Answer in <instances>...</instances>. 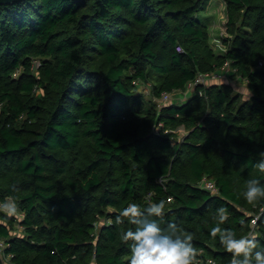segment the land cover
Segmentation results:
<instances>
[{"label": "trees", "instance_id": "1", "mask_svg": "<svg viewBox=\"0 0 264 264\" xmlns=\"http://www.w3.org/2000/svg\"><path fill=\"white\" fill-rule=\"evenodd\" d=\"M207 1L0 5V202L12 197L23 213L21 235L0 213L11 264H130L121 232L135 226L115 217L130 203L144 209L169 198L153 219L193 234L199 264L232 259L210 235L221 206L230 214L222 227L237 238L252 236V214L262 209L254 235L264 250V198L249 204L243 195L249 179L264 185L254 167L264 152V0H223V54L196 18ZM32 59L42 64L38 79ZM226 63L248 100L213 81L185 102L146 106L133 84L149 82L162 97ZM35 86L44 95L31 98Z\"/></svg>", "mask_w": 264, "mask_h": 264}, {"label": "clouds", "instance_id": "2", "mask_svg": "<svg viewBox=\"0 0 264 264\" xmlns=\"http://www.w3.org/2000/svg\"><path fill=\"white\" fill-rule=\"evenodd\" d=\"M250 98L248 93L246 100ZM259 159L254 165L260 173H264V152L258 153ZM246 201L253 204L259 198H264V185L257 179L246 182L243 193ZM166 203H150L146 208L136 203H130L115 217L117 226L123 225L125 220L135 226L134 230L121 232V239L127 243L131 251L130 264H199V251L192 243L193 234L186 232L175 222H169L166 228H161L153 217H163ZM18 205L14 198L8 197L0 203V212L9 217L18 214ZM227 208L221 206L213 213L215 226L211 228L212 238L219 237L225 250L232 254L230 264H264V250H257L259 242L255 235L237 238L236 233L222 225L229 219ZM179 233V234H178Z\"/></svg>", "mask_w": 264, "mask_h": 264}, {"label": "rangeland", "instance_id": "3", "mask_svg": "<svg viewBox=\"0 0 264 264\" xmlns=\"http://www.w3.org/2000/svg\"><path fill=\"white\" fill-rule=\"evenodd\" d=\"M197 21L206 27L207 32H208V40H209V45L212 48V50L215 53H224L225 52V46L223 45V41H225L227 38H229V34L227 33L226 30V11H225V3L223 0H208L207 3L204 6V9L199 12L196 15ZM41 62L38 59H32L31 60V74L33 76V78H39L38 74H39V68L41 67ZM264 69V66H262ZM230 71V70H229ZM21 72L20 69L16 70V72L12 75L13 78H16V76L18 75V73ZM231 72V71H230ZM227 73L224 77H221L218 79V81L216 84L219 83H226L229 84L230 86H232L235 91L239 92L240 94H242L243 98L246 99L247 95H248V90L246 87V82L244 80H241L239 76L235 75L234 73ZM37 81V80H36ZM212 82H207L203 85H197V86H205L208 85ZM134 88L136 90V92H138L139 94H142L143 97H145L147 100H145L144 104L146 106H148V103H152L155 105L158 104H163L165 102H173V103H182L185 102L187 100V98L191 95V91L197 87V86H193L191 83H189L188 85H186V88L182 89V90H178V91H173L170 93H166L165 94V100H162L161 97H155L151 90H150V83H143L141 81H135L134 83ZM44 91L43 89L39 88V87H33L32 89V93L30 95V97H34V98H38L43 94ZM25 119V117L23 116L20 120ZM22 122V121H21ZM175 134L178 136L177 140L182 139V136L184 135V131L182 129H178L175 131ZM8 198V197H6ZM3 201H1L0 203H3L5 201V199ZM262 212V209H260L257 213L252 214L253 216L259 215ZM3 213V212H0ZM5 214V213H3ZM6 215V214H5ZM7 216V215H6ZM15 218V223L14 225H12V233L16 234V235H21L22 231H23V227L21 226V221L23 219V213L19 210L18 214L16 216H14ZM1 221V219H0ZM94 226L97 228L99 221H96L95 223H93ZM96 232V230H95ZM251 233V235L255 234V231H251L249 232ZM0 264H11L9 259L7 260H0ZM206 264H219L217 263L215 260H207Z\"/></svg>", "mask_w": 264, "mask_h": 264}, {"label": "built area", "instance_id": "4", "mask_svg": "<svg viewBox=\"0 0 264 264\" xmlns=\"http://www.w3.org/2000/svg\"><path fill=\"white\" fill-rule=\"evenodd\" d=\"M175 52L180 53L182 51L181 47L179 45L175 46ZM257 65L259 67L264 66V61H258ZM229 72V67L226 64H224L218 71L216 72H211V73H206V74H197V76L195 77V79L193 80V82L191 83L193 86H197V85H203L207 82H213L218 80L221 77H224L227 73ZM162 100H165V94L162 95ZM202 187L207 189L210 194H215L216 193V188L213 184V182L211 180H203L202 182ZM256 215L253 217L252 221H251V231H254L255 228V224H256ZM250 231V232H251ZM251 234V233H250ZM7 247L5 240L0 239V260H7L10 258H12V255L9 253H5L4 249Z\"/></svg>", "mask_w": 264, "mask_h": 264}, {"label": "water", "instance_id": "5", "mask_svg": "<svg viewBox=\"0 0 264 264\" xmlns=\"http://www.w3.org/2000/svg\"><path fill=\"white\" fill-rule=\"evenodd\" d=\"M22 1H24V0H0V5L16 4V3H20ZM69 1L77 2V1H80V0H69Z\"/></svg>", "mask_w": 264, "mask_h": 264}]
</instances>
